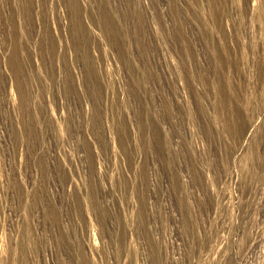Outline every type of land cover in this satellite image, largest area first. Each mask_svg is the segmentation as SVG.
<instances>
[{
	"label": "rangeland",
	"instance_id": "obj_1",
	"mask_svg": "<svg viewBox=\"0 0 264 264\" xmlns=\"http://www.w3.org/2000/svg\"><path fill=\"white\" fill-rule=\"evenodd\" d=\"M0 264H264V0H0Z\"/></svg>",
	"mask_w": 264,
	"mask_h": 264
}]
</instances>
